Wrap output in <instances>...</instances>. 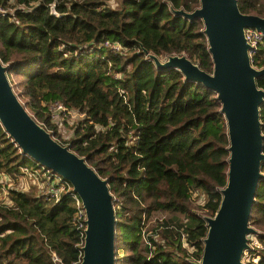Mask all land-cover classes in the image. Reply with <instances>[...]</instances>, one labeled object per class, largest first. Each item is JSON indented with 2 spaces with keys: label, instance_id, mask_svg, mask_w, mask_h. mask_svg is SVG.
<instances>
[{
  "label": "trees",
  "instance_id": "16d2710c",
  "mask_svg": "<svg viewBox=\"0 0 264 264\" xmlns=\"http://www.w3.org/2000/svg\"><path fill=\"white\" fill-rule=\"evenodd\" d=\"M51 2L56 14L48 9ZM236 2L241 12L264 16V0ZM198 4L0 0V60L12 89L52 135L56 123L49 119V103L58 101L79 114L72 134L58 141L107 177L115 219L114 264H191L199 259L203 217L214 213L221 197L228 139L215 92L184 79L174 67H156L142 51L160 57L184 53L210 71L200 18L172 11ZM104 39L123 49L103 46ZM249 59L264 67V38ZM255 82L264 88V75ZM258 112L264 152V99ZM35 168L46 171L19 150L0 124V177L15 181ZM260 171L264 174V160ZM35 177L45 179L40 173ZM74 209L67 192L54 198L6 185L0 200V264H75L82 230ZM155 212L166 213L153 219ZM248 224L256 229L257 244L246 249L241 264H264V175Z\"/></svg>",
  "mask_w": 264,
  "mask_h": 264
},
{
  "label": "water",
  "instance_id": "95a60500",
  "mask_svg": "<svg viewBox=\"0 0 264 264\" xmlns=\"http://www.w3.org/2000/svg\"><path fill=\"white\" fill-rule=\"evenodd\" d=\"M184 18H200L212 68L206 71L184 53L159 59L142 49L156 67H174L184 79L201 82L216 94L227 131L226 180L212 215L203 217L206 233L200 257L191 264H241L248 234L250 207L264 152L258 106L264 88L255 79L264 67L250 63L244 28L264 31V16L241 12L236 0H199L192 10L176 8ZM0 124L21 152L66 179L84 210L80 258L75 264H114V209L107 177H101L86 159L58 141L27 110L14 92L0 60Z\"/></svg>",
  "mask_w": 264,
  "mask_h": 264
},
{
  "label": "built area",
  "instance_id": "2783aa9c",
  "mask_svg": "<svg viewBox=\"0 0 264 264\" xmlns=\"http://www.w3.org/2000/svg\"><path fill=\"white\" fill-rule=\"evenodd\" d=\"M48 9L51 13L56 14L53 2H51L48 5ZM0 10H2V9H0ZM244 37H245L246 42L249 45L247 52H248V55L250 57V53L255 48L257 41L264 38V31L257 30L255 28H244ZM101 44L103 46L109 47L113 51H120L123 49V46L119 42L111 41L109 39H104L101 42ZM48 109L50 111L48 113L50 120L57 118L58 116L61 115V112L67 110L65 108V106H63V104L58 102V101H53V102L49 103ZM45 170H46L45 172L47 173V179L49 180V183L51 184V187L49 188V190L47 192L50 193L54 198H57L58 193L62 192V191L67 192L68 194H70L72 196L73 203L75 206L73 217H74V220L76 221L77 227H80L81 230H83V228H84V210H83V207L81 205L79 197L77 196L76 193H74L71 190V185L66 179L59 177L58 174H56L55 172H53L51 170H48L46 168H45ZM10 180H8L7 178L0 177V183H1L0 184V191H1L0 200H4L5 186L9 185ZM51 258L54 261L59 260L58 257L55 256V254H53V253H52ZM197 260H194V261H197Z\"/></svg>",
  "mask_w": 264,
  "mask_h": 264
},
{
  "label": "rangeland",
  "instance_id": "374dc122",
  "mask_svg": "<svg viewBox=\"0 0 264 264\" xmlns=\"http://www.w3.org/2000/svg\"><path fill=\"white\" fill-rule=\"evenodd\" d=\"M159 59H163V57L158 56ZM20 98V97H19ZM22 101V99L20 98ZM23 102V101H22ZM79 117V114H77L73 110H65L61 112V115L58 116L55 119L50 120L51 123H56L55 129H51L52 132L54 133V137L57 140H63L67 139L71 134H72V128L77 120L76 118ZM37 120V119H36ZM40 123L41 121L38 120ZM43 126L44 124L41 123ZM50 131V128L47 129ZM38 172V173H37ZM263 173V171H261ZM42 174L45 176V179L42 181H37L35 175ZM14 184L17 188H22V189H35V190H40L47 192L49 188L51 187V184L49 183V180L47 179V173L40 171L39 169L35 168L33 171H25L24 174H22L21 178H17V180H10L9 185ZM195 195V193H193ZM192 195V196H193ZM195 197V196H193ZM166 212H155L152 214L151 218H155L158 215H164ZM254 234V233H253ZM253 234H248L247 237L248 239V247L250 248L251 245L257 244V239ZM246 249L243 250L242 257L241 259L245 258L248 256V253H246Z\"/></svg>",
  "mask_w": 264,
  "mask_h": 264
}]
</instances>
